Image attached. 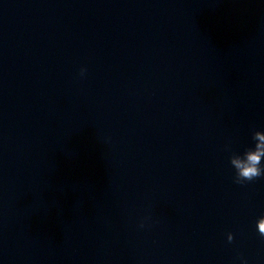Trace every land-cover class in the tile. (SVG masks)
I'll list each match as a JSON object with an SVG mask.
<instances>
[{
  "label": "water",
  "instance_id": "obj_1",
  "mask_svg": "<svg viewBox=\"0 0 264 264\" xmlns=\"http://www.w3.org/2000/svg\"><path fill=\"white\" fill-rule=\"evenodd\" d=\"M253 130L264 0H0V264H264Z\"/></svg>",
  "mask_w": 264,
  "mask_h": 264
},
{
  "label": "clouds",
  "instance_id": "obj_2",
  "mask_svg": "<svg viewBox=\"0 0 264 264\" xmlns=\"http://www.w3.org/2000/svg\"><path fill=\"white\" fill-rule=\"evenodd\" d=\"M87 69L82 66L78 77L84 78ZM229 152L228 164L232 169V182L236 185H244L253 182L257 178L264 177V130H253L250 133L249 143L239 150H233L226 146ZM149 217H143L137 224V228L144 229L149 226ZM254 229L261 240H264V214L254 221ZM226 241H233L231 232L226 234ZM233 264H248V259L239 251L233 256Z\"/></svg>",
  "mask_w": 264,
  "mask_h": 264
}]
</instances>
